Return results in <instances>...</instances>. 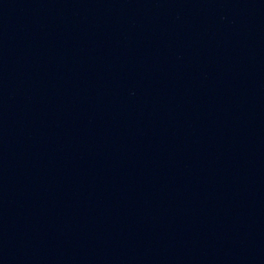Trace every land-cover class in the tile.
I'll list each match as a JSON object with an SVG mask.
<instances>
[{
	"label": "water",
	"instance_id": "water-1",
	"mask_svg": "<svg viewBox=\"0 0 264 264\" xmlns=\"http://www.w3.org/2000/svg\"><path fill=\"white\" fill-rule=\"evenodd\" d=\"M261 211L264 0H0L1 235Z\"/></svg>",
	"mask_w": 264,
	"mask_h": 264
}]
</instances>
